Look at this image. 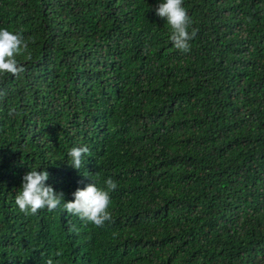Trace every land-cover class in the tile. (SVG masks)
<instances>
[{"label":"trees","instance_id":"1","mask_svg":"<svg viewBox=\"0 0 264 264\" xmlns=\"http://www.w3.org/2000/svg\"><path fill=\"white\" fill-rule=\"evenodd\" d=\"M161 2L0 0L28 42L0 77V264H264V0H184L187 53ZM31 169L66 201L111 177V221L20 212Z\"/></svg>","mask_w":264,"mask_h":264},{"label":"clouds","instance_id":"2","mask_svg":"<svg viewBox=\"0 0 264 264\" xmlns=\"http://www.w3.org/2000/svg\"><path fill=\"white\" fill-rule=\"evenodd\" d=\"M184 0H162L155 9L156 15L164 18L170 25V41L176 50L187 53L191 50L190 41L196 36L197 29L192 28L193 21L183 6ZM191 28V31L189 29ZM28 49V42L20 31H10L0 28V77L11 75L19 77L24 72V66L17 60ZM30 58V57H29ZM5 94L0 93V99ZM15 111L9 109V115ZM90 149L84 146H73L69 149L68 163L76 170H80L85 162V156ZM87 175V173H85ZM49 178L47 170L38 171L31 169L22 177V185L15 197V204L20 212L25 215H36L40 210L47 209L55 211L63 204V209L71 215L79 217L85 223H91L102 227L106 221H111L109 206L111 203L110 192L117 189L118 184L111 177L104 183L106 188L98 187L96 180L83 188H77L73 193L74 199L65 200L63 192H57L46 181ZM56 256H61L62 251L58 250ZM46 264H54L50 257ZM58 264V262H56Z\"/></svg>","mask_w":264,"mask_h":264}]
</instances>
